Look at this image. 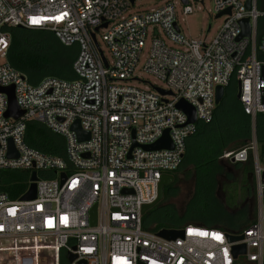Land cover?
I'll list each match as a JSON object with an SVG mask.
<instances>
[{
  "label": "built area",
  "instance_id": "1",
  "mask_svg": "<svg viewBox=\"0 0 264 264\" xmlns=\"http://www.w3.org/2000/svg\"><path fill=\"white\" fill-rule=\"evenodd\" d=\"M245 1L211 0L208 12L229 8V13L221 15L211 38L210 30L197 38L186 35L180 21L194 11L192 2L204 0H165L134 13L129 10L135 0H0V86L13 85L24 111L18 118L5 116L8 96L0 92V170L34 171L37 177L33 199H12L0 191V264H264V166L255 135L221 156L244 163L252 153L251 223L233 232L187 223L182 236L165 239L142 221L143 205L156 200L162 175L180 166L196 123L212 120L216 86L226 87L235 75L243 111L252 122L264 114V60L257 58V51L264 52V31L258 32L264 0H250L249 9ZM245 17L251 34L238 39L239 20ZM5 26L46 28L66 45L77 42V77L44 76L30 83L7 61ZM92 32L96 40L101 32L106 62ZM148 37L141 69L163 86L134 83L145 82L135 70ZM180 99L194 107L195 122L177 107ZM30 120L62 136L64 156L27 143ZM75 120L89 132L88 139L79 140L71 128ZM166 129L173 148H143ZM227 234L242 238L231 241ZM236 244L246 250L234 257Z\"/></svg>",
  "mask_w": 264,
  "mask_h": 264
},
{
  "label": "trees",
  "instance_id": "2",
  "mask_svg": "<svg viewBox=\"0 0 264 264\" xmlns=\"http://www.w3.org/2000/svg\"><path fill=\"white\" fill-rule=\"evenodd\" d=\"M3 29L10 36L7 61L21 71L30 83L36 84L44 76L63 79L77 77L73 69V62L79 53L77 42L66 45L53 30L46 28L5 26ZM262 31L264 18L258 20V32ZM257 58L264 60V52L257 51ZM196 125V132L186 139L180 166L171 173L176 176L178 183L181 177L187 180L193 187V195L180 212L170 202L177 195L178 188L173 191V183L164 185L162 199L142 215L146 229L157 232L162 228H179L193 223L234 231L255 218V200L251 202L254 211L252 220L246 218L243 208L248 199V180L253 172L252 153H249V160L244 163L231 164L221 157L225 151L246 145L253 135L257 140L258 158L264 156V114L257 115L252 122L243 111L236 97L235 75L225 87L223 99L215 105L212 120L198 121ZM25 140L43 152L64 156L62 136L36 121H27ZM231 165L241 171L240 190L236 187L237 175L230 180L222 178L224 171ZM29 178L27 170L1 169L0 191L12 199L20 198L27 191ZM233 223L238 226L232 228Z\"/></svg>",
  "mask_w": 264,
  "mask_h": 264
},
{
  "label": "water",
  "instance_id": "3",
  "mask_svg": "<svg viewBox=\"0 0 264 264\" xmlns=\"http://www.w3.org/2000/svg\"><path fill=\"white\" fill-rule=\"evenodd\" d=\"M133 2V0H131ZM183 3H187V0H181ZM245 5L247 7V9L250 8V0H246L245 1ZM223 13H229V8L226 9L225 11L219 12L217 14H215L214 17H219L221 16ZM239 23L241 25L242 31L238 37V39L242 38V37H249L251 34V24L249 22V18L245 17L242 18L241 20H239ZM106 24L104 23L103 26H105ZM211 27V23L209 22L206 28V32H208L210 30ZM98 27L95 28V30H97ZM92 37L95 40V43L101 53V56L104 60V62H106L104 54L102 49L100 48L96 37H95V33L92 32ZM158 91H160L161 93H170L169 91L163 90L161 88H156ZM236 97H239V81L236 84ZM0 92H4L7 94L8 96V107L7 110L5 112V116L7 117H13V118H18L20 117L24 111L21 110L16 102L15 99V95H14V88L13 85L7 86V87H2L0 86ZM225 94V87L218 85L215 88V104H218L224 97ZM177 107L179 109H181L182 111H184L188 117V122H195L196 121V113H195V109L193 106H191L188 102H186L184 99H180L177 102ZM71 128L77 133V136L79 138V140H84V139H88L89 138V132L86 130H83L79 120H75L74 123L72 124ZM135 145V144H133ZM11 148H12V142L10 141V154H11ZM143 148L145 149H158V148H173V144L172 141L169 137L168 134V130L166 129L163 133V135L156 140L154 143L151 144H147V145H143ZM65 177L64 173L61 174V179L63 180ZM36 173L33 171L30 175V184L27 188V191L21 196V199H33L36 197V184H35V179H36ZM173 180V174H164L162 175V178L160 180L159 183V187H158V196L156 198L155 201H153L150 204H145L142 207V213H145L148 209H150L151 207H153L154 205H156L163 197V189H164V185L169 184L171 181ZM262 180L264 182V170L262 172ZM96 207L94 206L91 210V222L94 224L95 223V209ZM183 229L181 227L179 228H162L159 231H157V235L165 238V239H175L176 237H180L183 235ZM233 232V231H230ZM227 237L229 240L234 241V240H238L242 238V234L239 235H234V234H227ZM246 250L245 245L244 244H236L233 245L232 247V253L233 256L236 257L238 254L240 253H244ZM74 257V255H71L70 258L72 259Z\"/></svg>",
  "mask_w": 264,
  "mask_h": 264
},
{
  "label": "rangeland",
  "instance_id": "4",
  "mask_svg": "<svg viewBox=\"0 0 264 264\" xmlns=\"http://www.w3.org/2000/svg\"><path fill=\"white\" fill-rule=\"evenodd\" d=\"M164 2L165 0H135L134 5L131 6L129 11L134 13L137 11L156 8L162 5ZM192 5L194 7V11L192 13L184 15L183 20L180 21L183 32L186 35L191 36V37H197V38L203 37L206 31L207 25L210 22L211 29L207 33V37L211 38L217 31L218 27L222 24L223 17L219 16L216 18L214 17L215 14L213 12H208L209 9L212 7L211 0H204V4H201V3L197 4L201 6L200 9H198L196 7L197 5H195L193 2H192ZM97 41H98L100 48L103 50L104 54L106 56H109L108 48L106 44L104 43V41L101 39V32L97 33ZM149 45H150V37H148L146 40V46L142 52V55L139 58L138 66L135 70V73L140 74V77H142V79L145 80V82L136 81L134 83L135 84L142 83V86L143 84L149 85V83H155L157 85L163 86L164 83L162 81H159L153 75L141 69V66L144 63V60L147 56ZM259 162L262 166H264V156H261L259 158ZM235 171L237 173V183H238V184L236 183V187L237 189L240 190L241 188L240 186L242 184V182H240L241 181L240 180L241 171H239V169L238 170L235 169ZM248 183L250 185L248 195H247L248 199L246 200V203L244 204L243 208L245 209L246 218H249L250 220H252L254 218V211L252 209L251 202L252 200H256V191L254 187V181L251 176L248 180ZM192 188H193L192 185L187 180H184L181 177V181L179 182V188H178L179 190H177V195H174L170 199V202L175 205V208H177L178 211L180 212L183 211V209L188 204L189 200L191 199L193 195ZM194 203H195V200H194Z\"/></svg>",
  "mask_w": 264,
  "mask_h": 264
},
{
  "label": "flooded vegetation",
  "instance_id": "5",
  "mask_svg": "<svg viewBox=\"0 0 264 264\" xmlns=\"http://www.w3.org/2000/svg\"><path fill=\"white\" fill-rule=\"evenodd\" d=\"M226 165V164H224ZM236 170H238V167L237 166H230L228 169H226L223 173V179H226V180H230V179H233L236 177L237 173H236ZM170 183H173V191L176 189V188H179V183H178V180L176 178V176L173 174V180L170 182ZM169 183V184H170ZM179 190V189H178ZM230 213H234L233 211H230ZM238 226V224H232L231 227L232 228H236Z\"/></svg>",
  "mask_w": 264,
  "mask_h": 264
},
{
  "label": "snow or ice",
  "instance_id": "6",
  "mask_svg": "<svg viewBox=\"0 0 264 264\" xmlns=\"http://www.w3.org/2000/svg\"><path fill=\"white\" fill-rule=\"evenodd\" d=\"M35 22V21H34ZM217 239H219V237H217Z\"/></svg>",
  "mask_w": 264,
  "mask_h": 264
},
{
  "label": "crops",
  "instance_id": "7",
  "mask_svg": "<svg viewBox=\"0 0 264 264\" xmlns=\"http://www.w3.org/2000/svg\"><path fill=\"white\" fill-rule=\"evenodd\" d=\"M220 228H222V227H220Z\"/></svg>",
  "mask_w": 264,
  "mask_h": 264
}]
</instances>
